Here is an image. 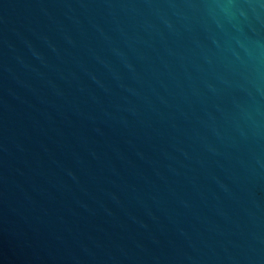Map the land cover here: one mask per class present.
<instances>
[{"label": "water", "instance_id": "water-1", "mask_svg": "<svg viewBox=\"0 0 264 264\" xmlns=\"http://www.w3.org/2000/svg\"><path fill=\"white\" fill-rule=\"evenodd\" d=\"M0 264H264V0H0Z\"/></svg>", "mask_w": 264, "mask_h": 264}]
</instances>
